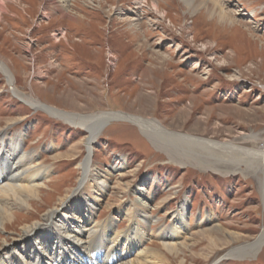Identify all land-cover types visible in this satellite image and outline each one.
Here are the masks:
<instances>
[{"label":"rangeland","instance_id":"1","mask_svg":"<svg viewBox=\"0 0 264 264\" xmlns=\"http://www.w3.org/2000/svg\"><path fill=\"white\" fill-rule=\"evenodd\" d=\"M60 1L0 0V62L18 91L66 112L123 111L191 136L255 150L263 144L264 0H220L232 24L204 8L192 13L182 0ZM11 90L0 71V132L21 134V148L52 172L34 207L17 210L0 231V243L73 193L88 157L109 181L97 221L113 217L126 229L117 208L134 201L136 188L157 228L172 225L185 201L176 241L184 251L162 250L164 264H264V244L251 255L224 256L264 227V184L242 161L246 176L173 164L123 121L106 125L87 150L85 130L31 109ZM226 151L222 163L234 166L238 153ZM151 234L143 246L161 250V235Z\"/></svg>","mask_w":264,"mask_h":264},{"label":"bare ground","instance_id":"2","mask_svg":"<svg viewBox=\"0 0 264 264\" xmlns=\"http://www.w3.org/2000/svg\"><path fill=\"white\" fill-rule=\"evenodd\" d=\"M182 1L192 13L204 8L219 23L234 22L220 0ZM60 2L64 5L66 0ZM3 5L7 6L6 2H3ZM152 5L158 10V3L153 2ZM1 9L2 5L0 11ZM0 71L11 85V91L31 109L43 110L53 118L85 130L87 150L106 125L113 121L129 122L173 164L192 165L200 170L208 169L223 174L239 172L246 176L245 169L240 168L242 161L247 166H244L245 168L252 169L253 174L257 172L261 185L264 184V142L255 150L239 147L233 142H220L171 131L155 119L142 118L123 111H99L90 114L62 111L42 103L32 95L18 91L10 72L2 62ZM21 137L19 133L9 135L6 131L0 132V231L8 228L7 224H13L18 215L17 210H30L34 207L36 199L41 197L40 194H44L48 187L44 179L52 172L50 166L35 162L33 152H26L21 148ZM249 138L256 139L254 135ZM226 150L238 153L233 156L234 166L222 163L220 157ZM60 157L57 153L54 158ZM79 168V185L73 193L59 199L57 206L38 215V219L34 218V221L22 224L15 236L2 239L0 264H164L166 262L162 250L172 257H178L184 251V242L176 241L179 239V233L185 228V201L175 213L172 225L157 228L156 219L151 218L147 202L139 196L142 193L141 188H136L134 201L126 199L117 208V212L128 222V227L120 230L118 224L113 222V217L97 221L94 212L106 195L108 178L91 168L88 157L79 162ZM214 228H217L218 232L223 230L220 226ZM149 231L154 236L161 235V250L143 246L144 234ZM229 237L233 241L236 239L231 233ZM263 244L264 227L251 242L228 250L224 256L240 258L258 250ZM182 261L179 264H183Z\"/></svg>","mask_w":264,"mask_h":264}]
</instances>
